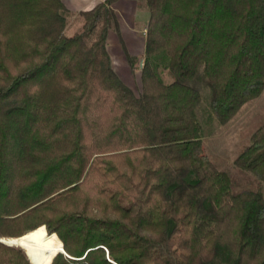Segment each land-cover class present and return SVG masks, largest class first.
<instances>
[{
  "label": "trees",
  "instance_id": "1",
  "mask_svg": "<svg viewBox=\"0 0 264 264\" xmlns=\"http://www.w3.org/2000/svg\"><path fill=\"white\" fill-rule=\"evenodd\" d=\"M118 1L0 0V238L40 227L56 241L42 264L61 242L50 264H264V193L234 192L203 145L264 91V0H133L148 12L140 56ZM234 164L264 182V124ZM26 256L0 242V264Z\"/></svg>",
  "mask_w": 264,
  "mask_h": 264
},
{
  "label": "rangeland",
  "instance_id": "2",
  "mask_svg": "<svg viewBox=\"0 0 264 264\" xmlns=\"http://www.w3.org/2000/svg\"><path fill=\"white\" fill-rule=\"evenodd\" d=\"M98 1L100 0H85L84 2L80 0H63L67 8L73 12L90 9ZM115 9L119 17L126 49L130 54L140 56L144 48L148 12L145 8H139L133 0H119L115 4ZM67 24L65 33L72 34L81 27V19L76 14L72 15L68 18ZM108 43L113 65L119 77L134 91L138 92L141 84L140 72L138 70L132 72L130 69L122 45L115 34L110 33ZM161 76L166 82L170 80V76L166 71L161 70ZM197 87L202 96L201 104L198 107V115L200 121L204 123L209 109V88H205L200 82H198ZM262 124H264V91L257 98L248 100L243 104L226 124L212 123L208 127V135L203 137V145L207 155L218 169L228 174L234 192L241 189H251L260 190L264 193V182L234 164L235 158L249 144L252 134ZM18 247L24 248L22 246ZM24 253H26L25 248Z\"/></svg>",
  "mask_w": 264,
  "mask_h": 264
},
{
  "label": "bare ground",
  "instance_id": "3",
  "mask_svg": "<svg viewBox=\"0 0 264 264\" xmlns=\"http://www.w3.org/2000/svg\"><path fill=\"white\" fill-rule=\"evenodd\" d=\"M2 240L6 243L24 247L29 260L33 264H42L48 257L49 253L55 248L54 246L56 244L54 239L46 240L44 238L41 228L33 230L19 238ZM58 249L60 250V247Z\"/></svg>",
  "mask_w": 264,
  "mask_h": 264
},
{
  "label": "water",
  "instance_id": "4",
  "mask_svg": "<svg viewBox=\"0 0 264 264\" xmlns=\"http://www.w3.org/2000/svg\"><path fill=\"white\" fill-rule=\"evenodd\" d=\"M20 237H22V236H20ZM17 238H19V237H17ZM0 242L3 243V244H5V245H7V246L18 247L17 245H13V244H10V243H6V242L3 241L1 238H0ZM18 248H20L21 250H23L21 247H18ZM23 251H24V250H23ZM58 252H63V253H64V250H63V247H62V242H61L60 250L55 251V253L52 255V257H51V259H50V261H49L48 264H50V263L52 262V259L54 258V256H55ZM27 258H28V257H27ZM28 259H29V258H28ZM29 261H30V260H29ZM30 263H31V261H30ZM31 264H33V263H31Z\"/></svg>",
  "mask_w": 264,
  "mask_h": 264
},
{
  "label": "crops",
  "instance_id": "5",
  "mask_svg": "<svg viewBox=\"0 0 264 264\" xmlns=\"http://www.w3.org/2000/svg\"><path fill=\"white\" fill-rule=\"evenodd\" d=\"M80 1H81V2H84L85 0H80ZM98 2H99V1H98ZM98 2H97V3H98ZM95 4H96V3H95ZM95 4H94V5H95ZM94 5H93V6H94ZM93 6H92V7H93ZM92 7H91V8H92ZM87 10H88V9H87ZM79 11H81V10H79Z\"/></svg>",
  "mask_w": 264,
  "mask_h": 264
}]
</instances>
